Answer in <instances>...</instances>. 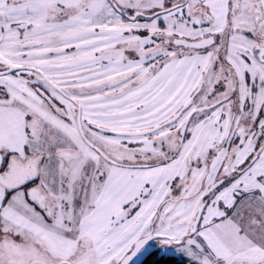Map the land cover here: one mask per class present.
Masks as SVG:
<instances>
[{"label": "snow or ice", "instance_id": "1", "mask_svg": "<svg viewBox=\"0 0 264 264\" xmlns=\"http://www.w3.org/2000/svg\"><path fill=\"white\" fill-rule=\"evenodd\" d=\"M264 264V0H0V264Z\"/></svg>", "mask_w": 264, "mask_h": 264}, {"label": "trees", "instance_id": "2", "mask_svg": "<svg viewBox=\"0 0 264 264\" xmlns=\"http://www.w3.org/2000/svg\"><path fill=\"white\" fill-rule=\"evenodd\" d=\"M178 256L163 254L159 249H153L144 256L139 264H177Z\"/></svg>", "mask_w": 264, "mask_h": 264}, {"label": "rangeland", "instance_id": "3", "mask_svg": "<svg viewBox=\"0 0 264 264\" xmlns=\"http://www.w3.org/2000/svg\"><path fill=\"white\" fill-rule=\"evenodd\" d=\"M150 246H146V249L144 251H142L141 254H139L138 256V264L141 262L142 258L144 256H146L149 252H151L153 249H159L161 251V253H165V254H170V255H174V256H180L179 252L177 250H173V251H169V249L172 246H165L163 244H161L159 241H150L149 242Z\"/></svg>", "mask_w": 264, "mask_h": 264}]
</instances>
